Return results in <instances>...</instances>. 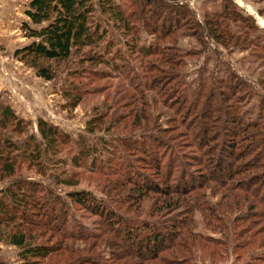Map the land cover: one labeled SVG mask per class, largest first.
Here are the masks:
<instances>
[{"label": "trees", "instance_id": "16d2710c", "mask_svg": "<svg viewBox=\"0 0 264 264\" xmlns=\"http://www.w3.org/2000/svg\"><path fill=\"white\" fill-rule=\"evenodd\" d=\"M26 1L30 42L14 57L45 82L61 79L66 109L82 103L90 79L111 73L127 84L94 107L85 131L94 144L42 118L34 127L0 92V184L9 182L0 190V244L18 250V263L194 264L201 246L221 258L264 249V95L249 119L243 106L255 91L238 73L211 74L194 88L185 78L190 54L179 44L189 36L202 47L264 55L257 18L233 0L203 22L188 0ZM115 129L130 134L119 143L97 137ZM70 163L102 176L105 198L85 190L63 197L23 178L34 172L76 187ZM209 192L220 201L210 203ZM77 211L97 219L95 227ZM197 212L219 239L196 232ZM245 254L247 264H264V252Z\"/></svg>", "mask_w": 264, "mask_h": 264}, {"label": "rangeland", "instance_id": "374dc122", "mask_svg": "<svg viewBox=\"0 0 264 264\" xmlns=\"http://www.w3.org/2000/svg\"><path fill=\"white\" fill-rule=\"evenodd\" d=\"M237 3L238 7L246 13V15L254 16L257 24L264 30V15L261 17L260 9L264 7V0H233ZM188 5L193 10L194 17L199 22H203L207 13L218 10L223 0H188ZM27 9L26 0H0V92L3 93L6 102L12 106L17 114L26 120L31 121L36 126L39 118L47 120L48 122L58 126L65 133L69 134L73 140L83 139L90 141L89 144H94L91 137L86 134V127L88 121L92 118L94 113V107L104 108L105 103H110L114 97L119 96L120 85L124 88L127 84V80L123 79L124 76L114 75L111 73L106 74L109 77L102 79H90L87 81V87L90 91L85 96L82 103L73 111L70 112L65 108L66 101L62 93L61 84L62 80L45 82L42 79L36 77L33 70L26 68L14 57V53L17 48H21L30 42L25 37V33L22 30L23 23L27 21L24 14ZM264 10V9H262ZM262 38H264L261 35ZM144 42L152 43L153 38L142 35ZM180 47L183 52L189 53L185 57V78L186 81L195 88L197 82L200 80L204 83H209L210 75L214 74L216 78H225L231 71L238 73L241 77H244L254 87L255 95L244 104L243 109L248 113L247 118H257L260 110L258 109L260 97L264 95V89L259 85V80L264 79V55L262 53H254L252 51L243 52L239 50L229 51L220 46L217 48L215 45H208L202 47L196 39L189 36H182L179 40ZM257 52V51H255ZM136 63V62H135ZM134 63V64H135ZM138 63V62H137ZM136 65V64H135ZM138 65V64H137ZM136 65V66H137ZM23 80L21 83L18 79H15L16 74ZM12 83V87L8 84ZM23 88L32 91V96L35 101L27 100L24 97L30 96V93L19 92L23 91ZM159 111L154 107L152 114L158 116ZM258 115V116H257ZM163 125L165 121L162 120ZM138 131H135V133ZM119 133V134H118ZM122 134V135H120ZM128 132H123L122 129H115L109 136H104L102 133H98L97 137L103 138L105 141L118 142L119 139L126 137ZM139 135V133H138ZM140 134L139 136H142ZM120 136H122L120 138ZM138 137V136H137ZM94 141H97L95 138ZM119 143V142H118ZM71 168L74 174V179L79 181L76 187L58 185L56 181L35 174L34 172H25L24 179L30 181L41 182L47 188L54 189L59 195L65 197L67 192L71 191H91L99 199L105 198V195L101 189L104 183L102 176L98 174H92L86 171L83 167L80 169L73 165L68 166ZM71 173V174H72ZM9 185V182L0 184V190ZM210 203H217L220 201V197H213L211 192L208 193ZM151 210V203L146 202L142 218H145ZM77 220L83 222L86 227L93 229L97 219L85 214L83 211H77ZM81 216H86L83 219ZM198 234L210 237L220 238L219 235L213 234L206 227V222L202 219L201 214L196 213L195 216ZM198 248L193 255L194 264H247L248 256L246 252L262 255L264 249L252 247L247 249L244 255L237 258V255L241 251L227 252L221 258V255L212 251H208L207 248ZM18 250L5 244H0V259L9 264H19L17 258Z\"/></svg>", "mask_w": 264, "mask_h": 264}, {"label": "crops", "instance_id": "0c3cea01", "mask_svg": "<svg viewBox=\"0 0 264 264\" xmlns=\"http://www.w3.org/2000/svg\"><path fill=\"white\" fill-rule=\"evenodd\" d=\"M16 78L18 79V82H19V83H21V81H22V84H23V80H22L21 77L19 76V73L16 74L15 79H16ZM8 85H9L10 87H12L13 84L9 82ZM19 92H21V93H22V92H26V93H28V94L30 93V96H26V97H24V98L27 99V100H31V99H29V98H32L31 101H35V100L33 99V96H32V94H33L32 91L29 90V92H28V89L25 90V89L23 88V91H19Z\"/></svg>", "mask_w": 264, "mask_h": 264}, {"label": "bare ground", "instance_id": "6f19581e", "mask_svg": "<svg viewBox=\"0 0 264 264\" xmlns=\"http://www.w3.org/2000/svg\"><path fill=\"white\" fill-rule=\"evenodd\" d=\"M264 24V23H263Z\"/></svg>", "mask_w": 264, "mask_h": 264}]
</instances>
